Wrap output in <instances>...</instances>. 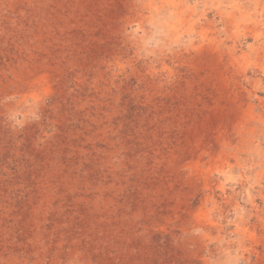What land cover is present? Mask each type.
I'll return each mask as SVG.
<instances>
[{
	"label": "rangeland",
	"instance_id": "rangeland-1",
	"mask_svg": "<svg viewBox=\"0 0 264 264\" xmlns=\"http://www.w3.org/2000/svg\"><path fill=\"white\" fill-rule=\"evenodd\" d=\"M0 264H264V0H0Z\"/></svg>",
	"mask_w": 264,
	"mask_h": 264
}]
</instances>
